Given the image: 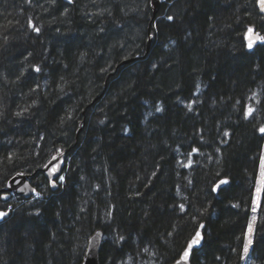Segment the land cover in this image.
I'll use <instances>...</instances> for the list:
<instances>
[{
  "label": "trees",
  "instance_id": "obj_1",
  "mask_svg": "<svg viewBox=\"0 0 264 264\" xmlns=\"http://www.w3.org/2000/svg\"><path fill=\"white\" fill-rule=\"evenodd\" d=\"M249 28L256 0H163L152 22L149 0H0V190L24 173L41 195L11 202L0 264H81L98 229L101 264H171L202 223L191 264H242L264 145ZM255 219L264 264V183Z\"/></svg>",
  "mask_w": 264,
  "mask_h": 264
},
{
  "label": "water",
  "instance_id": "obj_2",
  "mask_svg": "<svg viewBox=\"0 0 264 264\" xmlns=\"http://www.w3.org/2000/svg\"><path fill=\"white\" fill-rule=\"evenodd\" d=\"M69 1V0H68ZM163 0H149L150 3V9H151V22L154 21L161 9V4ZM256 7L260 15L264 16V12L260 10V6L258 3V0H256ZM254 33H259V31H256L255 29ZM150 32V31H148ZM248 32L245 34V44L249 51H252L256 46L260 45L262 42L257 41L253 47L250 49L248 47ZM261 35V34H260ZM154 41L153 35L149 33L146 41V50L143 57H136V58H129L126 60L121 61L114 69L112 76L116 75L119 68H122L125 65L131 64L135 62L136 60L140 58L146 57V55L149 52V49ZM100 97H97L90 106H93L94 103L99 99ZM83 125L79 128L77 131V135L81 132ZM76 144L74 145V147ZM70 150L65 151H59L57 154H55L42 168L41 173L43 176L49 181L51 190L55 191L58 189L59 181L61 180L60 177H64V172L66 169V164L68 161V154ZM30 176L28 174L24 173H17L13 175L7 182L6 187L0 190V194H2V200H7L9 197H17L22 198L25 200H28L32 198L33 196H36L37 191L36 189L30 184ZM225 185V183H217L214 187L215 193H218L220 189ZM0 212L7 213L6 216L0 218V224L4 221L8 220L11 216V211L9 210H1ZM204 228L205 224L202 223L196 230V232L192 235V237L188 240L185 248L181 252L179 258L174 261L171 264H191V257L194 252L202 249L204 245ZM197 232L200 233L199 237V243L192 244V241L194 238H196ZM104 242V234L103 232L98 229L95 230L88 238L86 249L83 255V259L81 261V264H101L100 263V250L102 247V244ZM192 244V247L189 248V245ZM185 251L189 252V256L187 260L184 259V253Z\"/></svg>",
  "mask_w": 264,
  "mask_h": 264
},
{
  "label": "rangeland",
  "instance_id": "obj_3",
  "mask_svg": "<svg viewBox=\"0 0 264 264\" xmlns=\"http://www.w3.org/2000/svg\"><path fill=\"white\" fill-rule=\"evenodd\" d=\"M145 48H146V46H145ZM104 87H105V85H104ZM102 95H103V92L98 97H101ZM96 98L97 97H95V99ZM78 135H76V136L78 137ZM76 143H77V138L75 140V144ZM262 172H264V145H263L262 154H261V157H260L259 170H258V180H257L256 186H255L254 198H253V209H255V211H253V213L251 215V218H250L249 226L247 228V232H246V235H245L244 247L247 244L248 239L250 238L249 237V228H250V226L252 228V232H251L252 243H253V240H254V232H255V226H256L255 216H256V211L258 210L259 205H260L261 195H262V191H263V183H264V175H262ZM59 182H62V180H60ZM38 196H39V194H38ZM12 201L13 202H17V198L13 197V199L10 202H12ZM2 207L3 208L7 207V208H10V209L13 208L10 205V203H5V202H3V201L0 200V208H2ZM244 247H243L242 264H249V262H250V253H251V249H252V244L249 246V251H248L247 255H245V253H244ZM104 264H108V262L106 261V263H104Z\"/></svg>",
  "mask_w": 264,
  "mask_h": 264
},
{
  "label": "snow or ice",
  "instance_id": "obj_4",
  "mask_svg": "<svg viewBox=\"0 0 264 264\" xmlns=\"http://www.w3.org/2000/svg\"><path fill=\"white\" fill-rule=\"evenodd\" d=\"M258 3H259V6H260V10L262 12H264V0H258ZM167 19L169 21H171L173 19L172 16H168ZM36 31H39L38 29H36ZM248 47L251 49L253 47V45L259 41V42H264V35H260L259 33H254V30L252 28H249L248 29ZM36 71H39V68L36 69ZM249 112H251V109H249ZM261 133H264V127H262L260 129ZM262 175H264V172H262ZM61 180H63L64 178L63 177H60ZM221 183H227V181H221ZM253 211H255V209H253ZM7 213H4V212H0V218L6 216ZM251 232H252V228L250 226L249 228V239H248V242L247 244L245 245L244 247V253L245 255H247L248 251H249V246L252 244V239H251ZM199 237H200V233L197 232L196 234V238L193 239L192 241V244H196V243H199ZM192 244L189 245V248L192 247ZM189 256V252L188 251H185L184 253V259L187 260Z\"/></svg>",
  "mask_w": 264,
  "mask_h": 264
},
{
  "label": "flooded vegetation",
  "instance_id": "obj_5",
  "mask_svg": "<svg viewBox=\"0 0 264 264\" xmlns=\"http://www.w3.org/2000/svg\"><path fill=\"white\" fill-rule=\"evenodd\" d=\"M2 196H3V195L0 194V200L3 201V202H5V203H10V205H11V202H10V201L13 199V197H9V198H7V200H2ZM15 198H17V197H15ZM11 206H12V205H11ZM0 209H1V210H5V211H6V210H9V211L12 212V208L10 209V208H7V207H5V208L2 207V208H0Z\"/></svg>",
  "mask_w": 264,
  "mask_h": 264
},
{
  "label": "bare ground",
  "instance_id": "obj_6",
  "mask_svg": "<svg viewBox=\"0 0 264 264\" xmlns=\"http://www.w3.org/2000/svg\"><path fill=\"white\" fill-rule=\"evenodd\" d=\"M101 95V94H100ZM98 97V96H97ZM91 107V106H90Z\"/></svg>",
  "mask_w": 264,
  "mask_h": 264
}]
</instances>
